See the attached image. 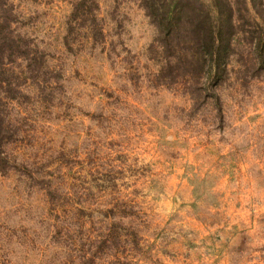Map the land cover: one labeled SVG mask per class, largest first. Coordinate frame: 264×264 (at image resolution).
<instances>
[{
	"label": "rangeland",
	"instance_id": "obj_1",
	"mask_svg": "<svg viewBox=\"0 0 264 264\" xmlns=\"http://www.w3.org/2000/svg\"><path fill=\"white\" fill-rule=\"evenodd\" d=\"M230 2L218 77L162 53L142 0H0L20 43L0 75V264H264L262 26Z\"/></svg>",
	"mask_w": 264,
	"mask_h": 264
},
{
	"label": "trees",
	"instance_id": "obj_2",
	"mask_svg": "<svg viewBox=\"0 0 264 264\" xmlns=\"http://www.w3.org/2000/svg\"><path fill=\"white\" fill-rule=\"evenodd\" d=\"M142 1L158 29L157 44L162 53L173 59L180 58L192 68L200 66L208 69L214 76L222 77L228 71V61L239 32L235 19L236 9L230 0H213L212 5H206L201 0ZM250 1L251 8L256 14L251 19L257 26H262L261 30L256 32L253 42L257 50L264 53V0ZM2 9L4 10L3 7ZM246 9L250 10L247 5ZM258 19L260 21H257ZM11 36L12 32L8 27L0 28V75L7 74L5 59L8 56H18L16 51L20 43ZM22 55L27 61V81L42 93L48 87L45 78L47 74L45 56L29 39L24 41ZM3 103L2 100L0 105ZM7 127L0 107V169L3 171L9 164L7 157L3 156L4 146L8 143ZM43 187L52 195V186ZM51 200L56 206L58 200L55 203L54 198Z\"/></svg>",
	"mask_w": 264,
	"mask_h": 264
}]
</instances>
